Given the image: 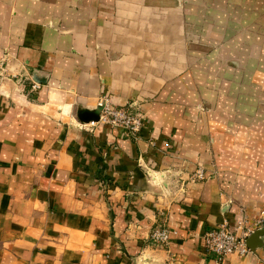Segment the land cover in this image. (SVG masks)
<instances>
[{
  "label": "crops",
  "instance_id": "1",
  "mask_svg": "<svg viewBox=\"0 0 264 264\" xmlns=\"http://www.w3.org/2000/svg\"><path fill=\"white\" fill-rule=\"evenodd\" d=\"M205 44L244 77L211 107ZM5 54L19 77H0V264H217L205 233L264 210V0H0ZM103 93L137 101L139 135L81 128ZM225 264H264V247Z\"/></svg>",
  "mask_w": 264,
  "mask_h": 264
},
{
  "label": "built area",
  "instance_id": "2",
  "mask_svg": "<svg viewBox=\"0 0 264 264\" xmlns=\"http://www.w3.org/2000/svg\"><path fill=\"white\" fill-rule=\"evenodd\" d=\"M9 69V57L7 54L0 56V77L12 76L19 77V74H11ZM33 87L38 89L40 84L35 82ZM100 109L98 117L87 122L80 123L81 128L94 129L99 125H106L113 129L121 128L129 136L135 137L140 134L145 126L144 116L139 110V104L132 100L125 105H117L108 93H103L97 103ZM147 169L149 180L155 185L165 187V182L170 178L177 181V191L184 193L187 190V182L180 181L178 175L173 170L167 169L162 175ZM207 178V173L203 165H199L195 172L190 176L189 181H203ZM167 180V181H166ZM242 216L234 227L228 220L220 223L215 228L208 230L204 235V246L207 254L214 255L217 264H225L228 256L238 254L245 256L251 252L248 246L249 237L257 230L264 227V210H261L259 217L254 221L250 220L248 213L241 207ZM173 231L168 226H160L153 229L151 238L156 242L168 245L171 241ZM169 264H174L173 262Z\"/></svg>",
  "mask_w": 264,
  "mask_h": 264
},
{
  "label": "rangeland",
  "instance_id": "3",
  "mask_svg": "<svg viewBox=\"0 0 264 264\" xmlns=\"http://www.w3.org/2000/svg\"><path fill=\"white\" fill-rule=\"evenodd\" d=\"M239 30V29H236ZM215 50V46L212 44H205L204 45V52H205V58H204V80L205 85H208L209 90H205V99L204 103L206 106H213L215 101L217 99L221 100H231L230 97H237L238 95V83L244 84V77L243 76H236L233 75L232 71L230 72V79H229V72H228V61L227 60H219L214 59V57L210 56L213 51ZM209 55V56H208ZM234 76V78H233ZM234 79V81H233ZM229 81L234 85V88L232 89H225L223 90V87L229 83ZM247 82V79L245 80V83ZM221 86H218V85ZM219 88L221 90H219ZM223 93V95H222ZM214 101V102H213ZM152 174L156 175L154 172ZM148 175V173H147ZM149 178V175H148ZM152 183V182H151ZM154 184V183H153ZM166 188V189H165ZM168 188L165 186L164 190H167Z\"/></svg>",
  "mask_w": 264,
  "mask_h": 264
},
{
  "label": "water",
  "instance_id": "4",
  "mask_svg": "<svg viewBox=\"0 0 264 264\" xmlns=\"http://www.w3.org/2000/svg\"><path fill=\"white\" fill-rule=\"evenodd\" d=\"M34 80L36 82H41V83H45L46 82V79L44 78H40L38 77L36 74L34 75ZM98 114H99V111L100 109L97 107L96 108ZM81 109H79V113H81ZM98 117V115H97ZM95 117V118H97ZM95 118H91V119H95ZM89 119V120H91ZM87 120V121H89ZM142 168V167H141ZM142 175H143V178H144V181L146 184L148 185H151L149 180H148V175H147V172L143 169L142 170ZM165 186L168 188L169 187V184L167 182H165ZM148 188H151L148 186ZM248 246L249 248L256 252L258 249L264 247V227L260 228V229H257L248 239Z\"/></svg>",
  "mask_w": 264,
  "mask_h": 264
}]
</instances>
